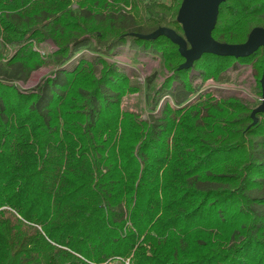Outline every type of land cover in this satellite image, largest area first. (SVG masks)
<instances>
[{"label":"trees","instance_id":"trees-1","mask_svg":"<svg viewBox=\"0 0 264 264\" xmlns=\"http://www.w3.org/2000/svg\"><path fill=\"white\" fill-rule=\"evenodd\" d=\"M181 1L0 0V264H264V115L251 117L264 48L180 67L177 44L140 35H183ZM255 27L264 0H224L210 34L241 44ZM128 43L160 61L147 103L172 100L149 120L122 109L142 86L107 59ZM238 64L255 71L256 102L190 101L195 78L227 82ZM41 67L37 86L17 85Z\"/></svg>","mask_w":264,"mask_h":264},{"label":"rangeland","instance_id":"rangeland-1","mask_svg":"<svg viewBox=\"0 0 264 264\" xmlns=\"http://www.w3.org/2000/svg\"><path fill=\"white\" fill-rule=\"evenodd\" d=\"M164 2H170L171 0H162ZM129 9V8H127ZM10 52L9 49L7 53ZM88 56L90 53L85 52ZM110 62L116 63L120 67H124L128 70L129 75H134V78L141 84L142 90L134 92V94L125 95L122 102V109L139 112L141 118L149 120L152 117L160 114V106L164 100H172L168 96H164L158 102V105L153 107L147 103L146 95L144 94V78L154 69H160L159 59L153 58L143 53H137L130 48L129 43L120 45L115 50V54L107 56ZM264 66V65H263ZM50 67H41L33 71L30 77L24 83L18 82L17 85L23 90L32 89L40 83L46 76L51 74ZM263 71V70H262ZM134 72V74H133ZM194 74L195 72L192 71ZM228 79L227 82H216L214 79L209 78L206 82H203L200 78H195L193 85L197 87V92L192 95L190 101L196 98L198 93L210 91L216 97L221 98L224 96H239L248 100L249 102H256L258 95L254 92L253 86L255 84V71L251 65L238 64L235 68H230L225 74ZM133 77V76H131ZM164 77V76H163ZM163 77L158 80L160 83L163 82Z\"/></svg>","mask_w":264,"mask_h":264},{"label":"water","instance_id":"water-1","mask_svg":"<svg viewBox=\"0 0 264 264\" xmlns=\"http://www.w3.org/2000/svg\"><path fill=\"white\" fill-rule=\"evenodd\" d=\"M222 1L224 0H182L177 21L181 23L183 35L171 28L161 27L147 35H140V37L146 39L161 35L168 37L178 45V51L185 59L180 67L186 69L191 68L193 61L206 53L239 58L248 57L259 47L264 48V27L253 28L249 32L247 40L241 44L219 43L212 37L210 32L218 14L219 3ZM260 84L261 103L251 112L254 123L257 122L256 113L264 115V66Z\"/></svg>","mask_w":264,"mask_h":264},{"label":"built area","instance_id":"built-area-1","mask_svg":"<svg viewBox=\"0 0 264 264\" xmlns=\"http://www.w3.org/2000/svg\"><path fill=\"white\" fill-rule=\"evenodd\" d=\"M34 49L42 56H46L54 50V46L50 42L41 43L36 45ZM98 264H133L132 256L112 257L109 260L103 261Z\"/></svg>","mask_w":264,"mask_h":264}]
</instances>
